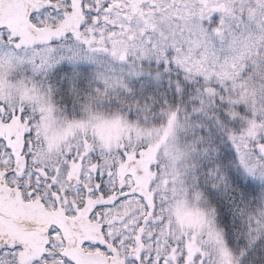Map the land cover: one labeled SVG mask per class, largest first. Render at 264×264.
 Masks as SVG:
<instances>
[{"label": "snow or ice", "instance_id": "1", "mask_svg": "<svg viewBox=\"0 0 264 264\" xmlns=\"http://www.w3.org/2000/svg\"><path fill=\"white\" fill-rule=\"evenodd\" d=\"M0 264H264V0H0Z\"/></svg>", "mask_w": 264, "mask_h": 264}]
</instances>
